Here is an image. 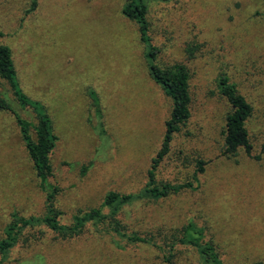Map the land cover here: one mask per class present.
Instances as JSON below:
<instances>
[{
  "label": "rangeland",
  "instance_id": "1",
  "mask_svg": "<svg viewBox=\"0 0 264 264\" xmlns=\"http://www.w3.org/2000/svg\"><path fill=\"white\" fill-rule=\"evenodd\" d=\"M32 1L0 0V44L11 49L23 92L44 105L58 136L48 180L59 188V222L70 225L75 214L100 206L107 192L143 188L172 102L148 76L138 27L121 13L127 0H34L29 10ZM147 19L156 62L185 65L191 97L190 117L173 134L156 180L189 182L198 161L205 165L195 190L140 201L118 219L138 233L180 230L193 221L222 264L264 263V0L148 2ZM220 75L252 107L251 157L240 149L234 157L221 155L230 105L218 94ZM90 89L99 98L104 139L92 129ZM0 92L36 124L4 80ZM14 212L42 216L45 197L14 118L0 110V240ZM22 234L0 264H162L153 248L116 249L91 226L71 239L45 226ZM172 261L202 264L190 246H178Z\"/></svg>",
  "mask_w": 264,
  "mask_h": 264
},
{
  "label": "trees",
  "instance_id": "2",
  "mask_svg": "<svg viewBox=\"0 0 264 264\" xmlns=\"http://www.w3.org/2000/svg\"><path fill=\"white\" fill-rule=\"evenodd\" d=\"M170 1L173 0H127L121 10L122 15L136 23L138 27L139 40L144 46V58L149 78L163 90L172 102L169 118L165 121L162 141L155 157L151 160L145 185L137 193L107 192L100 206L75 214L70 225L59 222L62 212L55 205V196L59 192V188L48 180L52 175L50 154L56 147L58 136L53 131L51 118L44 105L23 92L13 63L11 49L7 45L0 44V80L9 84L12 95L21 108L28 107L32 110L36 115L37 122L33 124L22 118L1 92L0 110L10 113L14 118L26 155L38 179L39 189L45 197V213L42 216L21 217L15 212L11 214V221L5 226L4 237L0 240L2 260L21 239L26 228L45 226L62 239H71L78 237L87 226H91L96 233L109 237L116 249L124 250L126 246L153 248L158 254L156 258H160L162 264H176L172 260L178 246L193 247L202 264H222L214 245L206 240L204 229L193 221H188L180 230L156 229L138 233L129 231L127 225L118 219V215L125 207H130L140 201H157L185 189L195 190L196 187L193 186V183L198 182L197 173H202L204 170L205 162L199 160L197 170L191 178L192 181L172 184L156 180V169L170 150L173 134L179 131L180 126H183L190 117L191 97L188 69L181 63L167 67L160 66L156 62L159 50L153 45L149 35L148 2L166 3ZM35 5L36 2L33 0L29 10H33ZM217 91L230 105V111L225 117L221 155L228 158L234 157L240 149L247 157H251L252 145L246 128V121L252 114L251 105L238 93L236 85L230 82L225 75H220L217 78ZM88 95L92 101L95 115L92 129L99 138L104 139L106 130L102 121L99 98L92 89L88 91ZM261 149L264 150V145ZM254 159L259 160V157L256 156ZM86 167H82V173H85ZM252 264L264 263L257 261Z\"/></svg>",
  "mask_w": 264,
  "mask_h": 264
}]
</instances>
